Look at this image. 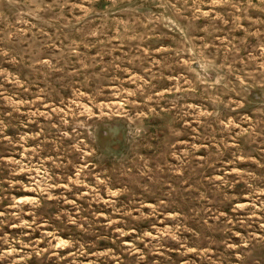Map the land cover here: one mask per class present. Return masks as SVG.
Wrapping results in <instances>:
<instances>
[{
  "label": "rangeland",
  "instance_id": "obj_1",
  "mask_svg": "<svg viewBox=\"0 0 264 264\" xmlns=\"http://www.w3.org/2000/svg\"><path fill=\"white\" fill-rule=\"evenodd\" d=\"M0 264H264V0H0Z\"/></svg>",
  "mask_w": 264,
  "mask_h": 264
}]
</instances>
